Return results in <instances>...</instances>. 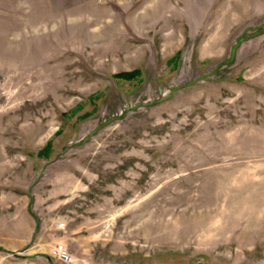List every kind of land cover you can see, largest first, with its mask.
<instances>
[{
  "label": "rangeland",
  "instance_id": "rangeland-1",
  "mask_svg": "<svg viewBox=\"0 0 264 264\" xmlns=\"http://www.w3.org/2000/svg\"><path fill=\"white\" fill-rule=\"evenodd\" d=\"M0 264H264V0H0Z\"/></svg>",
  "mask_w": 264,
  "mask_h": 264
},
{
  "label": "built area",
  "instance_id": "built-area-1",
  "mask_svg": "<svg viewBox=\"0 0 264 264\" xmlns=\"http://www.w3.org/2000/svg\"><path fill=\"white\" fill-rule=\"evenodd\" d=\"M51 256L54 259H58L61 262L69 263L72 261V257L70 256L66 247L62 244H57L51 249Z\"/></svg>",
  "mask_w": 264,
  "mask_h": 264
},
{
  "label": "trees",
  "instance_id": "trees-1",
  "mask_svg": "<svg viewBox=\"0 0 264 264\" xmlns=\"http://www.w3.org/2000/svg\"><path fill=\"white\" fill-rule=\"evenodd\" d=\"M141 75H142L141 71L139 69L138 70L136 69L131 72H123V73L116 74L115 77L120 80L133 81V80L138 79ZM50 149H51V146L50 144H48L45 150L40 152V154L47 155ZM43 153H46V154H43Z\"/></svg>",
  "mask_w": 264,
  "mask_h": 264
},
{
  "label": "crops",
  "instance_id": "crops-1",
  "mask_svg": "<svg viewBox=\"0 0 264 264\" xmlns=\"http://www.w3.org/2000/svg\"><path fill=\"white\" fill-rule=\"evenodd\" d=\"M38 228V225L37 224H34V229Z\"/></svg>",
  "mask_w": 264,
  "mask_h": 264
}]
</instances>
